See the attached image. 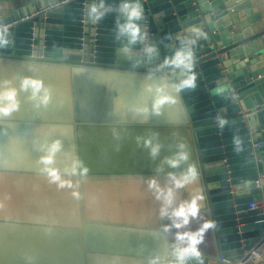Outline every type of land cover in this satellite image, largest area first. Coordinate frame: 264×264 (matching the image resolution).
I'll use <instances>...</instances> for the list:
<instances>
[{"label":"water","instance_id":"95a60500","mask_svg":"<svg viewBox=\"0 0 264 264\" xmlns=\"http://www.w3.org/2000/svg\"><path fill=\"white\" fill-rule=\"evenodd\" d=\"M259 19L250 0H40L0 18V264H235L259 247ZM192 219L210 237L189 247Z\"/></svg>","mask_w":264,"mask_h":264},{"label":"crops","instance_id":"0c3cea01","mask_svg":"<svg viewBox=\"0 0 264 264\" xmlns=\"http://www.w3.org/2000/svg\"><path fill=\"white\" fill-rule=\"evenodd\" d=\"M40 0H11L9 2L0 1V18L6 17L11 10L26 9L30 5ZM255 13L260 15L256 25L258 29H264V0H250ZM181 227L185 228L184 238L187 246H196L198 243H204L210 237V228L208 222L200 223L196 219L189 222L181 221ZM238 252V251H235ZM2 254H9V250L3 247ZM212 261H210L211 264ZM264 264V263H257Z\"/></svg>","mask_w":264,"mask_h":264},{"label":"built area","instance_id":"2783aa9c","mask_svg":"<svg viewBox=\"0 0 264 264\" xmlns=\"http://www.w3.org/2000/svg\"><path fill=\"white\" fill-rule=\"evenodd\" d=\"M250 209L255 210L259 209L261 215L264 216V199L257 203H251ZM264 263V237L262 238V243L259 247L253 249L251 252L246 254L245 260L237 262L235 264H257ZM211 264H230V262L223 256H218L217 260H213Z\"/></svg>","mask_w":264,"mask_h":264},{"label":"rangeland","instance_id":"374dc122","mask_svg":"<svg viewBox=\"0 0 264 264\" xmlns=\"http://www.w3.org/2000/svg\"><path fill=\"white\" fill-rule=\"evenodd\" d=\"M230 253V252H229Z\"/></svg>","mask_w":264,"mask_h":264}]
</instances>
